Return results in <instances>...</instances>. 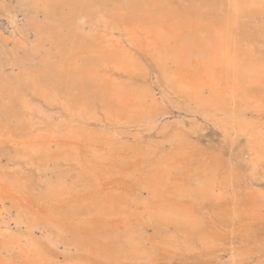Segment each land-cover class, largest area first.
<instances>
[{"label":"bare ground","instance_id":"obj_1","mask_svg":"<svg viewBox=\"0 0 264 264\" xmlns=\"http://www.w3.org/2000/svg\"><path fill=\"white\" fill-rule=\"evenodd\" d=\"M32 2L44 11L26 26L34 39L28 47L14 40L19 61L9 65L16 70L7 72L0 61V137L15 159L46 173L53 166V175L31 183L22 169L0 167V264H97L92 256L107 264H161L176 249L225 243L224 222L211 226L193 208L225 197L234 217L224 257L242 264L258 254L254 264H264V249L233 240L235 215L246 211L236 203L232 156L194 150L184 122H161L169 105L182 108V98L222 128L224 139L246 136L247 168L264 169V122L249 116L254 86L264 93V56L252 47L264 39V0H204L187 8L173 0ZM244 17L259 19L260 29L245 33ZM150 70L159 94L147 81ZM32 95L58 111L43 110ZM158 128L163 142L155 148L142 129ZM255 212L247 215L255 219ZM12 225L26 229L14 232Z\"/></svg>","mask_w":264,"mask_h":264},{"label":"rangeland","instance_id":"obj_2","mask_svg":"<svg viewBox=\"0 0 264 264\" xmlns=\"http://www.w3.org/2000/svg\"><path fill=\"white\" fill-rule=\"evenodd\" d=\"M16 1H17V3H16ZM173 1L175 2V4L179 5V7L187 8L188 5H190V3H192V2L193 3L194 2L199 3V2L204 1V0H173ZM20 2H21V4H19ZM27 3H28V0H21V1L20 0H0V32L3 34V38L0 36V61L5 65V70L9 73H11L12 70L17 69V67L13 66V64L18 63V61H19L17 54L15 55L14 51L12 49L13 45H14V40L18 39L20 41H23V42H25L24 45H26L28 47L31 40L34 39V33L31 31H29V32L26 31V26L28 24L29 19L31 17H36L39 20H42L44 18L43 9L39 8L41 6L38 7V5H35L32 2V0H29L28 5H27ZM205 3H206V0H205ZM14 4H15V6H14ZM202 4L203 5H201V6H204V3H202ZM24 5H26V7ZM32 5L34 7H31ZM14 9H16V10H14ZM37 10L39 12H43V13H39ZM203 11H205V13L207 12L209 15H212V13H213V11H211L209 8H205ZM10 12H12V14ZM215 13H216V11H215ZM11 21H14V23H11ZM242 22L246 24V27H245L246 32L245 33H249V34L252 33L253 34L258 30V28L260 29V25H259L260 20L257 18L253 19V18H249V17H244V18H242ZM21 31H24V34H21ZM262 33L264 35V31H262ZM4 35H5V37H4ZM4 38H7L8 41H5ZM28 41H30V42H28ZM263 42H264V39H261V40L259 39L256 42L252 43V45H253L252 47L255 49V53L263 54L262 56H264V45H263L264 43ZM262 45H263V47H262ZM23 52H24L23 50H20V52L18 53L19 57L22 56ZM11 62L13 64L9 65V63H11ZM150 66H151V68H153L152 64ZM147 81L154 85L155 89L157 90L156 91L157 93L160 91V87H159V84L157 82V74L154 72V70H150V74L147 77ZM254 88H255V90H254V94H253V99H254L255 103L252 107L251 112L249 113L250 114L249 116H253L252 118H253V121L255 120L254 122L263 123L264 122V93L260 92L259 87H257V86H254ZM254 95H255V97H254ZM31 97L35 103L41 105L43 110H48L49 112L58 111V108H59L58 106H56V107L55 106H49L46 102H44L38 96L32 95ZM180 102H181L180 106L182 107L180 109L174 108L173 106L169 105V107H168L169 113L161 118V122L163 123V122H166V120H167V124L169 122H171L169 124H171L172 126L178 125L179 122H184L186 125V129H185L186 134L192 140L193 144L196 143V145H195L196 147L192 148L194 150L195 149L199 150V151H203V150L212 151L213 150V152H217V151L219 152L220 150H222V151H224L223 155L225 158L232 156V158L234 160V164L236 166H238V168H239L238 179L236 181V185H237L236 187H238V188L240 187L239 193H237V195H236V199H238L239 201H236V203H240L242 206V204L244 202L243 205H245V211H246V213L244 212V213H242V215H239V214L235 215V226L233 227V229H234V235L236 234V236L233 237L234 238L233 240L236 243L235 244L236 246L246 247V248L249 247L255 251H257V250L259 251L261 249L263 250L264 249V217H263L264 216L263 215V213H264V172L262 170H264V169L262 167H260L258 173L252 174L249 171V169L247 168V165L249 166V162L251 160L250 159L251 155H249L250 152L247 148V143H246L247 137L244 135H239V136L236 135V141L235 142H232V140L230 138L227 139L225 137V139H224L223 135L225 133H224L223 129L216 127L213 124V122L211 120H209L206 117V115H204L202 113V111H200L194 105H191V106L186 105L185 100L182 98L180 99ZM51 107H53V108H51ZM253 112H255V113H253ZM190 127H194V129L191 131V129H189ZM142 130H143L142 137L144 138L143 141H145V142L151 141L152 145L155 148H159L162 146L161 144L163 141L161 139L162 136L158 133L159 128L152 130V131H146L144 129H142ZM193 133H195V134H193ZM150 138H152V139H150ZM238 141H239V143H238ZM230 142H231V144H230ZM240 144H241V146H240ZM169 145L170 144L167 145V147H166L167 149H168V147L170 148ZM237 145H238V147H237ZM218 148H220V149H218ZM226 150H228V151H226ZM238 155H240V156H238ZM10 163L13 165H11ZM59 165L61 166L62 169H64V171H66V172L70 171V168H71L70 164L60 162ZM0 167H1V170L6 171V172L7 171L13 172V171H18V170L22 169L23 173L28 178V182H31V183L32 182H38L41 180L46 182L53 175V171H52L53 166H50L47 169L48 170L47 171L48 174H47L45 171H43V169L41 171V169L37 165L27 164L25 160L15 159V150H14L13 146H11L7 142L6 138H3V137H0ZM245 170H246V172H245ZM252 179L254 180V182H251V181H253ZM247 187H248V190H247ZM253 188H255V189H253ZM251 189H253V190H251ZM258 189H260V190L258 191ZM242 191H243V193H242ZM254 191H255V194L253 193ZM250 192H252V193H250ZM228 199L229 198H227V197L217 199V200H215L216 202L214 201V202H212L213 204H210V205H209V202H206L208 205L205 203L206 206L204 204V205L200 206L199 209H198V207H196L198 205H196V204L193 205V208H197L196 210L194 209L195 211H197L201 215H204L208 222L211 221L210 222L211 226H214L213 224L217 222V219L220 221L222 220V222H224V225L226 226V229H227L225 232L222 231V234L223 235L225 234V235L224 236L221 235L222 236L221 238L224 239L223 240V242H225L224 244L220 245L221 244V242H220V244L218 246H212L209 249L198 247V250H191V251L190 250L188 251L184 248L176 249L177 251L173 250L172 253H169L170 256H168V254L165 255V257H164L165 259L162 258L160 260L161 264H164V263L165 264L166 263L167 264H176V263L177 264H218V263L219 264H229V260L227 258H225L226 255L224 253L227 252L225 250H227L229 248V244H228L229 243V240H228L229 236H227V235H230L228 233H230L229 230L232 229V225L229 223V219H231L234 216L232 215L231 212L228 211L232 207L231 201H230V199L229 200ZM253 199H255L256 202ZM224 203H226V204H224ZM214 205L216 208L213 207ZM225 205H226V207H225ZM255 205H256V207H255ZM212 207L215 210L216 209L217 210L215 211ZM217 207H221V208L218 210ZM251 209L256 211L255 212V214H256L255 219L250 218L249 217L250 215H247V213L249 211H251ZM222 210H223V212H222ZM212 211L214 213L216 212L215 217H214V214ZM225 211H227V212H225ZM220 212H222V213H220ZM228 213L230 215H228ZM211 214H213V215H211ZM220 215H221V218L219 217ZM208 216H209V218H208ZM223 217L227 218V219H224ZM239 218H241V219H239ZM225 220H228L226 222L227 225L225 224ZM243 220H244V223H243ZM240 221H241V224H240ZM237 224L240 225L241 227L237 226ZM247 227H249V228H247ZM246 228H247V230H246ZM12 229L14 232H20V231L26 229V227H25V225H20V226L12 225ZM154 231H155L154 228L152 229V227H149V233L152 234V233H154ZM239 233H240V235H239ZM249 234H250V236H248ZM241 235L244 236L242 239H241V237H242ZM246 237H248V238H246ZM239 238H240V240H239ZM251 241H253V242H251ZM249 242H251V243L249 244ZM220 247L222 248V249H220L222 252H218L220 250L216 251ZM199 249H201V250H199ZM175 252L176 253L179 252V253L176 254ZM56 253L58 254V252H56ZM207 255H208V258H206ZM57 256H59L61 260L64 259V256L60 253ZM257 256H258V254H252L251 256H249V258L248 257L245 258V260H244L245 262L242 264H246V263L247 264H254V263H256L255 260L257 261V258L260 257V256H258V257ZM91 258H90L91 261L96 259L95 261H93L94 263L107 264L106 262H104L102 260H100L101 261L100 262L99 259L94 257V256H92ZM174 258H175V260H174ZM163 259H164V261H163ZM251 259H252V261H251ZM97 261H99V262H97ZM131 264H134V263H131Z\"/></svg>","mask_w":264,"mask_h":264}]
</instances>
